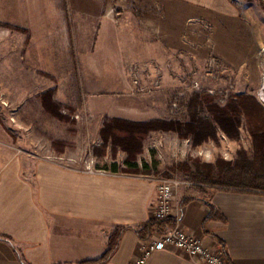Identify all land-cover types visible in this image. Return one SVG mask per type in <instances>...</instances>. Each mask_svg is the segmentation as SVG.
Here are the masks:
<instances>
[{
	"label": "crops",
	"instance_id": "crops-1",
	"mask_svg": "<svg viewBox=\"0 0 264 264\" xmlns=\"http://www.w3.org/2000/svg\"><path fill=\"white\" fill-rule=\"evenodd\" d=\"M256 11L240 0H0L1 23L29 31L41 54L55 55L62 45L70 55H104L110 67L98 62L97 74L119 77L129 66L140 68L133 86L148 90L162 83L169 65L183 71L185 58L199 63L204 41H211L223 58V78L237 81L236 93H243L251 86L247 72L258 68L252 46L257 36L264 43V15ZM156 189L157 180L135 173H89L49 158L11 157L0 165V264L94 260L117 226L127 229L103 264H134L144 240L138 229L151 220ZM177 202L182 226L209 248L224 249L231 264H264V193L209 186L181 189ZM146 264L204 263L170 248Z\"/></svg>",
	"mask_w": 264,
	"mask_h": 264
},
{
	"label": "rangeland",
	"instance_id": "rangeland-1",
	"mask_svg": "<svg viewBox=\"0 0 264 264\" xmlns=\"http://www.w3.org/2000/svg\"><path fill=\"white\" fill-rule=\"evenodd\" d=\"M240 1L253 3L257 15H264L262 0ZM120 10L116 7L113 11ZM255 43L257 46L252 48H257L259 56L263 39L257 36ZM203 46L206 55L197 57L200 65L189 57L183 60V71L169 65L170 72L163 74L162 83L157 84L154 90H148L133 86L132 77H139L143 69L140 71V68L129 66L130 70L125 75L111 76V72H106L107 77H104L95 69L98 62H101L100 67L103 63L109 64L106 56L70 55L62 45L54 50L55 55H43L39 47H33L29 31L0 21V165L11 157H29L49 158L78 169L91 164L106 171L110 169L104 167L112 162L125 169L122 166L127 153L121 148L113 152L109 147L101 156L96 153L102 146L100 129L107 116H178L186 119V109L181 107V102L192 94L214 89V93H209L218 95L219 102L224 104L220 98L227 85L233 86L234 90L229 95L237 92V81L223 78L227 74L223 58L212 48L211 41H204ZM212 57L218 58L222 64L219 79L206 76L207 64ZM245 81L251 86L243 88L244 92L240 94L257 97L259 68L247 72ZM145 86L153 85L148 81ZM47 92H52L51 99L43 97ZM244 153L248 158L256 159L252 136L244 125L236 138H230L220 130L216 138H210L199 146H194L192 139L181 138L175 132L155 131L145 140L144 149L138 156L140 165L148 164L151 169L148 173L135 174L155 180L179 177L196 182L191 178V171H201L206 175L210 172L206 165H212L211 174L215 177L219 160L236 165ZM185 162L191 171L181 167L176 169L177 165ZM208 187L207 183H201L189 189L197 192Z\"/></svg>",
	"mask_w": 264,
	"mask_h": 264
},
{
	"label": "trees",
	"instance_id": "trees-1",
	"mask_svg": "<svg viewBox=\"0 0 264 264\" xmlns=\"http://www.w3.org/2000/svg\"><path fill=\"white\" fill-rule=\"evenodd\" d=\"M52 92L43 94L51 97ZM54 101V100H53ZM183 105V106H182ZM181 107L186 109V119L151 118L147 120H130L120 117H108L100 129L102 146L97 148V155L106 154L111 147L113 152L122 149L127 153L125 169L120 168L116 162L104 167L114 172L148 173L151 169L148 164L140 165L138 156L144 149V142L152 132H175L181 138L192 139L194 146H199L210 138H216L218 131L222 130L230 138L240 135L244 125L250 131L253 139L256 159L248 158L244 153L243 159L233 165L231 161L219 160L216 168L218 173L212 176V165H206L210 170L203 175L201 171H191L188 163L176 166L186 171H191V178L196 182L207 183L209 186H219L226 190L256 191L264 193V106L257 97L249 94H230L225 103L219 102V96L207 91L192 94L188 100H182ZM182 110V109H181ZM53 113V112H52ZM55 116H61L54 113ZM175 169V170H176ZM167 177H171L168 175ZM212 210L214 208L211 206ZM166 224L176 225L173 219H151L138 229L143 239L149 237L156 230H165ZM126 226H117L110 234L107 248L101 257L83 261L76 264H103L115 253ZM0 236L1 233H0Z\"/></svg>",
	"mask_w": 264,
	"mask_h": 264
},
{
	"label": "built area",
	"instance_id": "built-area-1",
	"mask_svg": "<svg viewBox=\"0 0 264 264\" xmlns=\"http://www.w3.org/2000/svg\"><path fill=\"white\" fill-rule=\"evenodd\" d=\"M264 2V0H262ZM258 68L260 71V83L256 91L257 99L264 106V43L260 47L258 56ZM223 71L220 60L212 57L207 64L206 76L210 79H219ZM233 86L224 90L221 100L226 101ZM234 91V90H233ZM214 93V89H208ZM178 108L177 103L173 104ZM175 110V112H177ZM86 170L89 173H104L88 164ZM200 186L201 183L192 182L186 178L171 177L157 180L156 196L151 203V219L165 220L171 217L177 218L174 227L164 231H154L149 237L143 240L139 247V254L134 264H146L151 255L159 250L177 248L198 257L204 264H231L224 249H211L206 246L200 236L188 232L181 224L178 211L177 197L181 189H189L193 186Z\"/></svg>",
	"mask_w": 264,
	"mask_h": 264
}]
</instances>
